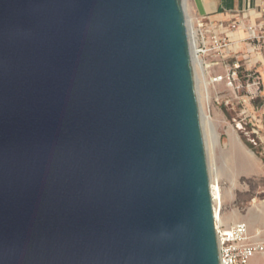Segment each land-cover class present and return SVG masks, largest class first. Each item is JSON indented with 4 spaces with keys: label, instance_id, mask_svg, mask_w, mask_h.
Instances as JSON below:
<instances>
[{
    "label": "water",
    "instance_id": "95a60500",
    "mask_svg": "<svg viewBox=\"0 0 264 264\" xmlns=\"http://www.w3.org/2000/svg\"><path fill=\"white\" fill-rule=\"evenodd\" d=\"M0 264H219L181 0H0Z\"/></svg>",
    "mask_w": 264,
    "mask_h": 264
},
{
    "label": "rangeland",
    "instance_id": "374dc122",
    "mask_svg": "<svg viewBox=\"0 0 264 264\" xmlns=\"http://www.w3.org/2000/svg\"><path fill=\"white\" fill-rule=\"evenodd\" d=\"M245 61L221 54L198 57L195 81L207 114L208 158L219 194L212 204L218 223L245 222L251 241L264 242V72L244 66ZM210 63L217 64L209 67ZM253 213H260L257 236ZM250 264H264V255L253 256Z\"/></svg>",
    "mask_w": 264,
    "mask_h": 264
},
{
    "label": "crops",
    "instance_id": "0c3cea01",
    "mask_svg": "<svg viewBox=\"0 0 264 264\" xmlns=\"http://www.w3.org/2000/svg\"><path fill=\"white\" fill-rule=\"evenodd\" d=\"M185 1L184 12L191 20L193 31L197 22L203 23L208 31L207 46L225 42L227 47L220 51L223 57L246 59L244 66L264 72V0ZM232 224L222 226L228 228Z\"/></svg>",
    "mask_w": 264,
    "mask_h": 264
},
{
    "label": "built area",
    "instance_id": "2783aa9c",
    "mask_svg": "<svg viewBox=\"0 0 264 264\" xmlns=\"http://www.w3.org/2000/svg\"><path fill=\"white\" fill-rule=\"evenodd\" d=\"M194 28L195 54L199 57L206 54L219 55L227 47L225 42H213L206 45L208 31L203 23L197 22ZM190 45V43H189ZM238 69V65L234 66ZM218 262L219 264H250V259L255 255H264V242H253L244 222H237L224 228L222 224L215 226Z\"/></svg>",
    "mask_w": 264,
    "mask_h": 264
},
{
    "label": "bare ground",
    "instance_id": "6f19581e",
    "mask_svg": "<svg viewBox=\"0 0 264 264\" xmlns=\"http://www.w3.org/2000/svg\"><path fill=\"white\" fill-rule=\"evenodd\" d=\"M181 2H182V5H183V7L185 9V2L186 1L185 0H181ZM185 20H186L187 33H188V38H189V43H190V53H191V61H192V68H193V79H194V83H195V91H196L197 102H198V107H199L200 126H201V132H202V136H203V142H204V146H205V153H206V159H207L209 185H210V190H211L212 202L214 203L216 200L219 199V194H218V191H217L216 187L213 185V181H212V177H211V164H210L209 158H208L209 145H208L207 135H206V129L207 128L205 127V124L208 126V123H206L207 114H205L204 111H203V108H202V105H201V101H200V98H199V94H198V91H197V85H196V81H195L196 80L195 79V65L197 63L198 56L195 54V50H194V45H195L194 31L191 28V20L187 16L186 11H185ZM249 158L250 157H248V159L246 160L247 163H249L250 160H251ZM259 214L258 213H253L252 216H251V222L255 225L254 232H255L256 236L260 233L259 222L257 221L258 218H259ZM213 215H214V225L218 226V224H219L218 222H220V218L216 214L215 208H214V211H213Z\"/></svg>",
    "mask_w": 264,
    "mask_h": 264
}]
</instances>
